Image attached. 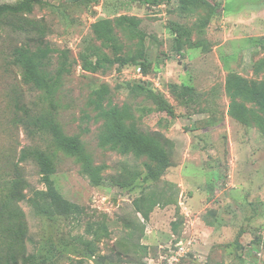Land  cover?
Segmentation results:
<instances>
[{
    "label": "rangeland",
    "instance_id": "374dc122",
    "mask_svg": "<svg viewBox=\"0 0 264 264\" xmlns=\"http://www.w3.org/2000/svg\"><path fill=\"white\" fill-rule=\"evenodd\" d=\"M207 1L212 6L187 10V0H33L4 20L0 264H22L30 254L32 264H164L178 242L189 251L183 264H264V107L227 89L231 76L264 82V0ZM123 17L131 21L121 23ZM101 19L110 21L116 46L97 35ZM22 45L50 46L52 74L67 62L53 111L62 130L78 136L103 167V181L95 184L75 156L59 151L55 187L80 213L55 220L35 212L32 199L47 185L36 160L23 158L25 148L45 149L49 136L30 135L23 122L47 103L14 59ZM89 45L128 62L96 64ZM139 79L174 114L133 89ZM103 85L104 106L126 111L127 129L160 142L168 165L159 179L144 180L158 168L149 155L102 144L110 132L91 100ZM234 101L248 108L247 121L231 112ZM142 195L145 207L153 196L169 202L146 219L135 207ZM74 236L94 243L97 260L78 262L82 257L61 252V239ZM48 237L59 245L52 257Z\"/></svg>",
    "mask_w": 264,
    "mask_h": 264
},
{
    "label": "trees",
    "instance_id": "16d2710c",
    "mask_svg": "<svg viewBox=\"0 0 264 264\" xmlns=\"http://www.w3.org/2000/svg\"><path fill=\"white\" fill-rule=\"evenodd\" d=\"M33 0H19L14 3L3 2L0 0V28L2 23L12 13L22 11L24 7H29ZM203 5L212 6L207 0H187V10H192L196 7ZM131 21L127 17L121 19V23ZM133 23V29L135 28ZM96 33L99 37L110 43L112 46H116L114 43V30L111 27V23L108 19H101L95 26ZM53 51L51 47H39L36 50L31 49L28 46H18L14 49L13 55L16 63L21 66L23 70V79L25 83L31 85L36 89L42 91L44 102L47 106L43 107L41 111L36 114H26L25 122L26 129L30 135L40 133V135H48L49 142L45 149L38 146L28 147L23 150V158L27 159L33 157L42 174L43 181L47 185V190H40L36 193L35 198L32 199V204L35 212L39 215H43L51 220H55L59 216H70L75 213H80L79 206L69 201L61 195L54 184L53 174L56 172V159L60 150L65 151L69 155L76 157L77 161L82 163L84 171L90 176L92 182L95 184H101L103 177L101 175L102 166L94 163L93 154L86 148L85 144L82 143L78 136H69L64 130H62L61 124L57 119V113L53 111L58 105V99H56V93L60 89L62 74L67 71V62L65 61L60 65V68L55 74H52L48 70L47 58ZM89 54L96 56V64H101L104 61L110 63L121 62L126 64L128 61L122 57H116L111 59L107 55L99 53L97 48L89 45ZM67 57V56H66ZM141 83L134 84L133 89L139 92H147L152 96L159 106L174 114L171 107L168 106L166 100L155 95L154 92ZM190 89V87H187ZM227 89L233 97H246V98H258L262 106L264 107V82L257 84V82L244 81L241 77L231 76L228 80ZM108 87L106 85L101 86L93 91L96 98L92 99L91 102L96 104V108L99 111L98 114L104 117L107 121L108 131L110 135L102 139L103 145H108L111 142H115V145H122L126 151L134 149L138 154H147L153 159L158 168L150 169L145 175L144 180L149 181L150 179H159L162 175L167 172L168 161L165 156V151L162 148L159 141L154 137L144 136L137 134L134 130L127 129L125 126V120L128 118V113L124 110H120L117 107L110 109L106 108L103 104L104 94L108 93ZM233 114L241 116L243 121H247L246 114L248 108L245 104L234 101L232 104ZM260 121L264 123V119L259 117ZM144 195L135 201V207L146 219L149 218V214L154 206L169 202V199L163 203V199H157L153 196L150 198V203L147 207L144 206L143 202ZM176 226V223H174ZM75 237V236H74ZM48 253L49 257H52L55 250L59 249V245L52 237H48ZM60 244L63 247L62 253L69 252L77 257L78 262H84L83 260L93 258L97 260L96 246L92 241L84 240L81 236H77L69 243H65V239L62 238ZM67 252V253H68ZM76 257V258H77ZM36 258L35 254H30L23 257L22 264H32ZM15 263L18 264L17 260L14 259ZM9 264V263H8Z\"/></svg>",
    "mask_w": 264,
    "mask_h": 264
},
{
    "label": "built area",
    "instance_id": "2783aa9c",
    "mask_svg": "<svg viewBox=\"0 0 264 264\" xmlns=\"http://www.w3.org/2000/svg\"><path fill=\"white\" fill-rule=\"evenodd\" d=\"M137 69V73H139L140 75L143 74V68L141 65L136 67ZM186 245H182V243L178 242L174 248H172L170 250L169 253H167L166 255L163 256L164 260V264H183L182 260L184 258L185 254H188L189 251H187V253H185Z\"/></svg>",
    "mask_w": 264,
    "mask_h": 264
}]
</instances>
